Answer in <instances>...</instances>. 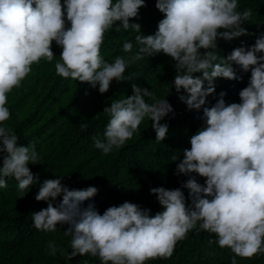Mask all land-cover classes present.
<instances>
[{
	"label": "clouds",
	"instance_id": "9594fccd",
	"mask_svg": "<svg viewBox=\"0 0 264 264\" xmlns=\"http://www.w3.org/2000/svg\"><path fill=\"white\" fill-rule=\"evenodd\" d=\"M145 6V0H0V189L10 178L22 193L39 184L35 200L47 206L31 213L32 227L55 232L67 225L63 233L71 237L70 251L50 241L51 256L88 254L100 264H146L171 258L191 231L214 234L208 243L229 249L231 264L237 257L264 255V34L221 57L218 41L249 35L241 25L251 18L250 8L239 11L238 0H155L163 18L154 33L143 34L139 23L129 21ZM113 29L139 34L135 49L126 41L122 50L128 55L108 62L101 49ZM53 43L61 49L56 74L98 87L101 95L113 81L134 80L126 70L145 58L163 54L173 62L172 89L187 110L202 112V123L189 137L190 147L171 156L174 175L187 179L174 189H149L160 211L151 214L125 201L101 214L94 203L82 207L97 195L96 187L70 189L61 182L64 176L39 181L32 173L29 165L39 164L41 156L5 125L11 118L8 94L22 86L34 64L54 60ZM244 73L250 77L239 103L226 102L225 91L216 94L217 79L241 81ZM131 93L102 110L109 119L102 137L92 141L103 155L140 134L145 119L157 143L167 138L169 125L162 121L173 113L170 92L158 98L132 83Z\"/></svg>",
	"mask_w": 264,
	"mask_h": 264
},
{
	"label": "trees",
	"instance_id": "16d2710c",
	"mask_svg": "<svg viewBox=\"0 0 264 264\" xmlns=\"http://www.w3.org/2000/svg\"><path fill=\"white\" fill-rule=\"evenodd\" d=\"M145 2L139 18L129 22L139 23L143 34H152L163 15L155 8V0ZM238 5L239 11L252 10L251 18L241 25L249 35L230 42L218 41L221 57L234 47L252 45L264 34V0H238ZM137 34L131 29L119 32L113 29L101 49L105 60L112 62L116 56H127L122 50L123 43L132 41L135 49ZM52 50L56 54L54 60L34 64L22 86L8 94L11 118L5 125L16 133L20 144H34L41 156L39 164L29 165L32 173L38 174L39 181L64 176L61 182L70 189L96 187L97 195L82 207L94 203L101 214L106 208L125 201L150 209L151 214L160 211L149 189L160 186L174 189L187 179L174 175L176 165L171 163V156L190 147L188 139L202 123V112L187 110L172 89L173 62L163 54L145 58L126 70L125 75H132L134 80L113 81L110 90L101 95L98 87L94 89L87 83L58 76L55 63L60 59L61 49L53 43ZM249 77L250 73H244L241 81L217 79L216 94L225 91L226 102L239 103L238 93L247 86ZM132 83L149 87L158 98L170 92L166 99L173 113L162 121L169 125L167 138L157 143L151 122L145 119L140 125V134L134 135L121 149L103 155L92 141L93 136L102 137L109 119L102 110L113 100L131 95ZM208 100L215 103L212 96ZM84 124L87 128L82 127ZM197 180L203 183L202 178ZM38 188L39 184L32 185L22 193L18 183L10 178L8 187L0 189V264H100L97 257L88 254L70 260L59 253L48 254L50 241L70 251L71 237L63 233L67 225L58 226L55 232H41L32 227L31 213L47 206L35 200ZM184 192L187 196L186 189ZM22 195L25 196L21 198ZM209 239H215L214 234L191 231L185 240L177 243L171 258L150 260L146 264H231L234 254L227 248L210 245ZM237 264H264V255L253 259L237 257Z\"/></svg>",
	"mask_w": 264,
	"mask_h": 264
}]
</instances>
